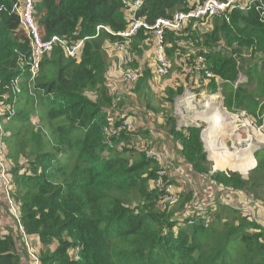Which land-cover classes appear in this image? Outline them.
<instances>
[{"label":"trees","instance_id":"trees-1","mask_svg":"<svg viewBox=\"0 0 264 264\" xmlns=\"http://www.w3.org/2000/svg\"><path fill=\"white\" fill-rule=\"evenodd\" d=\"M17 1L0 0V109L8 105L1 119L5 118L3 141L13 144L6 173L11 177L14 216L19 233L41 244L36 264H264L259 221L225 207L222 212L216 210L211 221L195 219L188 224L193 207L184 204L191 202L192 192L179 193L182 200L177 208L161 203L158 162L131 148L134 133L130 130H109L132 121L134 114L146 113L148 120L166 113L164 105L156 107L150 101L145 107L134 106L137 92H148L149 100L154 92L150 84L158 76L153 64L143 61V50H153L147 29L141 28L129 47L134 58L126 67L138 70L136 85L127 84L129 93L117 96L119 91L106 84V75L116 62L108 61L103 46L123 40L116 33L128 26L124 0H32L33 19L42 38H60L50 57L41 60L32 86L23 63L30 41L14 8ZM204 1L144 0L134 15L153 24L157 18H171ZM261 12L252 6L248 11L233 10L228 19L212 16L206 27L200 26L203 19H191L184 32L165 31L168 62L183 50L181 45L207 46L204 62L215 79L205 82L202 73L193 71L186 76L189 90L212 94L219 89L228 111H246L258 125H264ZM193 24L197 29H191ZM77 42L81 43L80 55L71 58L64 48ZM221 47L237 54L245 49L250 58L257 56L245 72L250 87L235 85L243 68ZM16 79L19 92L14 90ZM182 92L183 86L168 87L161 97L173 102ZM32 115L37 124L32 123ZM158 117L159 128L167 130L194 173L211 176L229 192H247L263 201L264 149L255 152L257 166L247 179L224 172L236 171L231 165L211 174L206 150L213 159L212 145L204 149L201 128L177 129L175 117ZM13 122L19 127L7 134ZM254 165L253 158L250 168ZM208 208L210 215L213 209ZM16 241L12 233L0 232V264H19Z\"/></svg>","mask_w":264,"mask_h":264},{"label":"rangeland","instance_id":"rangeland-1","mask_svg":"<svg viewBox=\"0 0 264 264\" xmlns=\"http://www.w3.org/2000/svg\"><path fill=\"white\" fill-rule=\"evenodd\" d=\"M202 26V25H200ZM183 46V50L181 52H177L173 54L172 59H170V64H169V69L167 74L161 75V77H157V80L152 82L150 84V89H152L153 94H151L149 97V100H147L148 92H137V100L135 102L137 104H134V106L137 107H145L148 101L151 102L153 106L159 107L160 105H164L166 109V113L163 117L160 115L149 117V119H145L146 113L144 114H134V116H131L132 121V129L130 130L132 133H134V137H132L131 140V148L133 147L136 151H142L145 153L147 150L149 152H154L159 155L160 161L162 158L165 160V164H161V170L166 171L168 177H170L171 181L173 184H170V187L178 192V193H183V195L191 191L192 192V200L191 202H187L184 204V207H193L197 203H201L203 205H207V207H211L213 210L211 211L210 215L208 216H203L206 221H211L213 219V215L217 212H222L224 209H229L230 207L237 209L240 211L242 216H247L251 219H256L257 221H260L264 223V199L263 201L261 200H256L252 195H249L247 192H229L227 189V192H220L218 190V184H215L214 181L211 179V176H201L193 172V170L185 164V162L181 159L178 148L175 145V143L170 140V138L167 136V130L165 131L164 129L159 128L158 123L156 122L157 117L160 120L165 119V117L168 116H173L175 117V123L176 127H178V124H185V123H192L194 120L192 116L194 114V111H198L200 113L207 111L204 108V96L202 95V90L195 91L196 96L194 99H191V103H187L190 108V110L193 109L192 113H189L185 116L179 115L181 112V107L177 106L176 104L178 103L179 100H184L186 98V95H183L189 91V81L186 78L187 75H192L193 71H195L196 63L200 61V59L203 62V54L207 51V46H198L194 47L193 45H190L188 47ZM235 47V46H234ZM168 48V45L167 47ZM218 49V48H217ZM222 52L227 54V55H233L236 58V62L240 69L238 74L240 73L239 76H237V79L235 81L236 86L242 85L243 87H250L247 83V76L245 74L246 68L248 69L250 65L254 61H257V56L255 58H250V51H247L245 49H242L241 54L237 53H232L229 50H225V48H222ZM201 51L202 54H198L197 52ZM152 53V55H151ZM154 54V50L151 51L149 50H143V61L145 65L152 66L151 63L153 64V61L151 60ZM107 55L108 61H111L114 57L120 56V53L117 52H111L110 55ZM167 60H169V57L166 55ZM141 60V59H140ZM168 62V63H169ZM194 68L193 70L191 69ZM120 64L116 63L115 68L113 71L109 72L108 75H106V81H107V86L112 90V91H119L117 93V96H121L124 94V92L129 93V90L126 89V85L129 83L126 81V72L125 70L119 66ZM243 65V66H242ZM251 67V66H250ZM191 69V70H190ZM211 78L215 79L214 75L210 76L209 79L206 78L205 82H208ZM139 77L136 79L134 82V85H136ZM217 83L219 81L217 80ZM33 83L30 82L29 86H32ZM183 86V92L175 96L173 102H167L166 98L161 97L162 95L164 96L166 94V89L168 87H179ZM18 88V89H16ZM21 87L14 86V90L19 92V89ZM157 94L156 96L154 93ZM126 93V94H127ZM215 95H218L219 97V102L221 105H223V98L222 94L219 91V89L215 92L212 93ZM188 96V95H187ZM134 103V101H132ZM200 103V104H199ZM180 104V103H179ZM178 105V104H177ZM192 106H195L194 108ZM224 107V105H223ZM124 108V107H123ZM225 108V107H224ZM8 109V105H3L2 108L0 109V113L2 115L3 111H6ZM226 109V108H225ZM202 110V111H201ZM227 110V109H226ZM228 111V110H227ZM232 114L238 115V119L235 124H237L238 128H241V131L236 133L238 137L241 139L246 138V135H256V136H262L264 139V133L262 134L258 129L254 127L256 125L259 129L264 131V125H258L256 119L253 116H250L249 114L246 113V111H238L236 113L230 112ZM115 113V112H114ZM178 115V117H177ZM141 116V117H140ZM114 117V116H113ZM139 117V119H138ZM134 118V119H133ZM5 118L1 119V124L2 127H4V120ZM31 121L33 124H37L38 119L36 116L32 115L31 116ZM244 119H248L250 121L251 129H247L246 134H242V121ZM261 119H264V115L261 117ZM141 120V121H140ZM200 123V128L202 131V136L201 139L203 140L204 144V149L206 150V147L208 145H212V155L213 159L212 160H217L220 159V161H212L210 160L209 157V149L206 150L207 153V159L209 161L210 166L215 168V171H224V169L231 165L233 170L235 169L236 171L232 170H227L224 172H235L237 174H240L242 178L247 179L248 174L252 169H254L257 166V160L255 158V152L258 150L264 149V141L260 144L256 143L257 147L252 146V155L250 159L244 163L242 160H240L235 151H230L227 144L230 146L231 141L230 139H233L235 135L230 136H221L219 137L214 136L209 129H206L205 127L207 126L203 121H199ZM235 126V125H234ZM11 129L9 130L8 133H12L13 129H16L19 127L18 123H11L10 125ZM235 128V127H234ZM148 131V132H147ZM128 132V131H126ZM130 132V133H131ZM227 143V144H226ZM13 144L9 143V140L3 141V163L6 165L8 168L12 162V159L10 157L11 149H12ZM120 149V148H119ZM118 149V150H119ZM253 158L256 162V166H253L252 168L251 165L253 164ZM225 166V167H224ZM159 169V165L157 166ZM250 168V169H249ZM215 171H211V174H213ZM8 178V177H7ZM9 179V185L7 189L4 187L0 189V232L1 234L3 233H12V235L15 236L16 241V247L17 251H14L17 254V257L19 259V264H36L39 260V249L41 248V244L39 243L38 239H28L24 235H21L19 233V228H18V221H16L17 217V211L15 208V203L13 201V198L11 196V193L9 192L10 190V181L11 177ZM169 187V186H167ZM224 188V187H223ZM174 193V192H173ZM182 200V195H179L178 201L170 206H175L176 208L180 206ZM187 204V205H186ZM226 207V208H225ZM10 208V210H9ZM12 209V210H11ZM209 209V208H208ZM16 217H15V216ZM195 219H202L200 217H196L192 219L194 221ZM190 224V223H189ZM50 248H53V245L50 246ZM235 255L239 253L240 251H231ZM242 252V251H241Z\"/></svg>","mask_w":264,"mask_h":264},{"label":"built area","instance_id":"built-area-1","mask_svg":"<svg viewBox=\"0 0 264 264\" xmlns=\"http://www.w3.org/2000/svg\"><path fill=\"white\" fill-rule=\"evenodd\" d=\"M144 0H124L127 6V14L126 18L128 21V26L123 31H119L116 35L122 37V41L115 40L114 42H109L103 46L105 53L110 55L111 52H115L117 50L120 53V56L114 57L111 61L120 64L125 72H126V81L128 84H133L136 79L139 77L138 70L132 69L129 66L126 67L127 64L133 62V54L130 50V44L132 42V38L137 35L138 31L141 28L147 29L151 32L152 40H153V50L154 54L152 57L154 71L158 74L157 77H161V75H166L169 69V63L166 57L165 49L167 47V39L165 37V31H172L175 33L184 32L185 28L188 27L187 23L191 19H203L201 25L206 27L207 20L212 16H223L228 19V13H231L233 10L240 11H248L254 6L256 9L264 10V6H262V2L264 0H206L201 4H196V6L189 11L185 12H176L172 15L171 18H157L153 24H148L144 19L135 17L134 13L141 6V3ZM16 10L19 23L21 24L23 30L26 32L27 37L30 41V52L27 57H23V63L27 65L28 70L30 72L29 81L32 82L38 73L40 62L44 57H50L55 45L60 41V38L56 35L51 36L48 39H43L39 29L33 19V1L32 0H18L14 5ZM261 16L264 17V12H261ZM191 29H197V25L193 24ZM81 43L77 42L66 46L65 53L71 58H78L80 55ZM219 49V47H218ZM116 66V65H115ZM195 71L198 73H202L207 79L213 75L211 71L207 69V66L200 59L196 63ZM240 73L238 74V76ZM14 86L17 85V79L13 81ZM236 85V84H235ZM18 89V88H16ZM209 93H202L204 97L211 96L207 95ZM186 95L185 101L179 100L182 104L179 105L181 107V112L179 115L182 117L192 113L193 109H188V99H194L196 93L189 90ZM188 95V96H187ZM178 117V115H177ZM200 119L194 120L192 123L178 124L177 129H181L183 127L195 126L199 127ZM110 127V126H109ZM121 129L131 130L132 125L131 121L126 120L119 126L117 129L110 127L109 130L112 133H117ZM203 131V129H202ZM201 131V136H202ZM5 135L4 129L1 124V113H0V178L3 183V187L7 189L9 185L10 176L6 173V165L3 163V136ZM203 141V140H202ZM145 155L148 158L154 159L158 162L160 166L158 169V174L160 177L157 180V186L163 192L161 193V203H169L170 205L175 204L179 199V193L174 191L170 184H173L170 177H168L167 172L161 170V164H165V160L162 158L160 161L159 155L154 152H149L146 150ZM158 168V167H157ZM163 176H167V178L162 179ZM8 177V178H7ZM169 186V187H167ZM2 187V188H3ZM218 190L220 192H227L225 188L222 186H218ZM229 191V190H228ZM174 192V193H173ZM253 196V195H252ZM191 218L188 220V224H192V219L196 217H200L202 219L203 216H208V207L203 204H196L193 206V214L190 215ZM262 226V231L264 235V223L260 222Z\"/></svg>","mask_w":264,"mask_h":264},{"label":"bare ground","instance_id":"bare-ground-1","mask_svg":"<svg viewBox=\"0 0 264 264\" xmlns=\"http://www.w3.org/2000/svg\"><path fill=\"white\" fill-rule=\"evenodd\" d=\"M207 95H211L204 97L203 105L207 111L202 113L198 111H194L192 118L200 119L201 121H203L207 125L205 128L209 129V131L216 137H219V135L230 136V137L232 135H235L233 139H230L231 141L230 146L227 143L226 144L230 151L232 152L235 151L237 157L240 160H242V162L246 163L250 159V157L253 156L252 146L255 147L257 145L256 143L260 144L264 141V139L262 138L263 135L261 136L246 135V138L244 139L238 137L236 133L241 131V128L239 129L237 124H235V122L239 120L238 115L229 113L219 102L218 95L215 94H207ZM187 101L188 103H191L190 99H188ZM177 104L176 107L181 105L182 103L178 101ZM192 107L194 108L195 106ZM190 108L191 107L188 106V109ZM242 122H243L242 134H246L247 129H251L253 131L250 125V121L248 119H244ZM254 127L258 129L262 134L264 133V131L259 129L256 125H254ZM212 161H220V159L212 160Z\"/></svg>","mask_w":264,"mask_h":264},{"label":"water","instance_id":"water-1","mask_svg":"<svg viewBox=\"0 0 264 264\" xmlns=\"http://www.w3.org/2000/svg\"><path fill=\"white\" fill-rule=\"evenodd\" d=\"M254 166H256V162H255V165H254ZM215 170H216V169L213 167V168H212V171H215Z\"/></svg>","mask_w":264,"mask_h":264}]
</instances>
